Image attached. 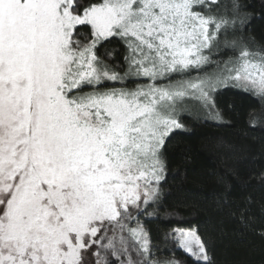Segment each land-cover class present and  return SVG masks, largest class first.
<instances>
[{"label": "snow or ice", "instance_id": "snow-or-ice-1", "mask_svg": "<svg viewBox=\"0 0 264 264\" xmlns=\"http://www.w3.org/2000/svg\"><path fill=\"white\" fill-rule=\"evenodd\" d=\"M248 21L242 0H0V264H215L199 224L161 248L148 223L184 120L222 122L230 88L264 102Z\"/></svg>", "mask_w": 264, "mask_h": 264}, {"label": "trees", "instance_id": "trees-1", "mask_svg": "<svg viewBox=\"0 0 264 264\" xmlns=\"http://www.w3.org/2000/svg\"><path fill=\"white\" fill-rule=\"evenodd\" d=\"M248 34L264 43V0H242ZM223 121L186 118L165 145L167 179L159 218L148 228L153 243L170 225L199 224L215 264H264V102L227 89L216 99ZM253 117L258 118L253 127ZM226 183H220V176ZM227 194V195H225ZM249 215L241 227L239 211ZM170 247V245H169ZM186 264L190 258L177 254Z\"/></svg>", "mask_w": 264, "mask_h": 264}]
</instances>
